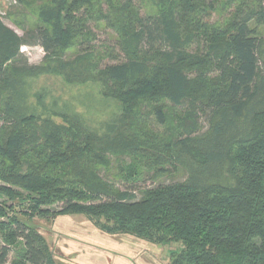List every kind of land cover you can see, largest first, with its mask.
I'll list each match as a JSON object with an SVG mask.
<instances>
[{"label": "trees", "instance_id": "16d2710c", "mask_svg": "<svg viewBox=\"0 0 264 264\" xmlns=\"http://www.w3.org/2000/svg\"><path fill=\"white\" fill-rule=\"evenodd\" d=\"M14 1L0 264H58L12 211L29 200L34 216L178 245L169 264H264V0ZM102 27L113 42L97 43Z\"/></svg>", "mask_w": 264, "mask_h": 264}, {"label": "rangeland", "instance_id": "374dc122", "mask_svg": "<svg viewBox=\"0 0 264 264\" xmlns=\"http://www.w3.org/2000/svg\"><path fill=\"white\" fill-rule=\"evenodd\" d=\"M17 10L14 0H0V15L4 23L23 35L15 24L19 15ZM96 33L98 44L113 42L110 41V30L102 27ZM21 51L31 64H40L45 55L38 46H25ZM144 185L152 186L150 182ZM0 200L3 198L0 197ZM31 206L30 200L25 201L23 206L12 211L34 224L45 238L52 252L51 256L58 264H169L170 250L178 247L175 244L164 246L149 243L131 235L105 234L82 215L55 217L52 212L45 218L34 216L31 214ZM59 207L54 205L51 208L57 211L60 210ZM15 253L11 254L10 264L16 263Z\"/></svg>", "mask_w": 264, "mask_h": 264}]
</instances>
